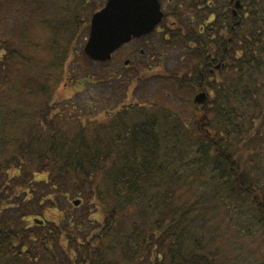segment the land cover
Instances as JSON below:
<instances>
[{
    "label": "trees",
    "instance_id": "obj_1",
    "mask_svg": "<svg viewBox=\"0 0 264 264\" xmlns=\"http://www.w3.org/2000/svg\"><path fill=\"white\" fill-rule=\"evenodd\" d=\"M29 1L0 3V78L5 81L0 80V89L7 87L10 100L17 97L14 110L0 103V152L7 158L0 162V264H117L111 256L122 264H228L225 249L217 247L222 225L229 231L244 218L247 242L264 233V0H242L247 15L229 30L226 54L222 46L208 45V32L198 31L201 63L194 68L195 85L210 95L202 106L194 104L205 115L204 120L195 115L194 134L187 138L177 124L164 126L175 115L122 127L112 111L94 145L84 135L61 136L53 125L52 81L24 75L22 82L9 83L8 57L25 55L24 48L15 53L5 41L18 32L20 38L25 24L20 19L18 29L9 27L8 18L17 8L31 10ZM193 38L176 34L163 41L193 51ZM236 44L241 58L234 54ZM216 52L224 56L222 67L211 73L219 63L211 62ZM207 74L214 81L205 85ZM88 80L77 84L83 87ZM29 118L21 132L12 129L11 123ZM76 184L81 188L73 195L69 188ZM195 184L198 193L187 199L186 190ZM72 198L82 204L76 207ZM83 205L88 209L81 216ZM70 209L75 212L69 216ZM45 212L55 216L27 226L29 217L37 220Z\"/></svg>",
    "mask_w": 264,
    "mask_h": 264
},
{
    "label": "rangeland",
    "instance_id": "obj_2",
    "mask_svg": "<svg viewBox=\"0 0 264 264\" xmlns=\"http://www.w3.org/2000/svg\"><path fill=\"white\" fill-rule=\"evenodd\" d=\"M25 1L23 0V4ZM30 1L31 10L26 11L23 7L22 9L17 8L10 12L8 18L9 27L14 24L15 28L18 29L20 19L25 24L23 29L22 27L19 28V31L21 30L20 38L17 37L19 32L13 37L8 35L7 39L4 38L6 39L5 42H9V45H14L11 51L19 53L24 48L25 58L20 55L14 61H9L11 59L8 57V63L4 70L9 73L8 79L12 81L9 83L13 85L18 80L22 82L24 75L29 76L33 81L37 77L44 82L52 81L48 100L52 111H54L53 125L61 129V136H68L70 140H73L72 138L75 136L84 135L87 144L94 145L96 139L99 142L100 135L105 134L103 125L109 118L107 113L112 114V111H116L119 123L123 122L122 127L134 126V123L136 125L147 121L151 116L160 117L161 114H164V118L171 115L176 116V119L172 118L174 121H168L164 126L171 127L177 124V127L181 128V132L187 138L195 133L197 128L195 115L199 116L200 114V119L203 120L205 115L201 108L197 110L193 100L200 93H205L207 97L208 94L210 95L209 91L204 89L199 91L195 85V81L199 79V74L195 75L194 72H197L198 68L196 70L194 68L201 63L200 60L196 59L198 56L196 40L201 38L197 33L199 26L205 24V21L202 23L203 15L197 13L193 18V24L190 22V18H186L188 22L181 25L179 23L181 19L168 20V23H178L176 28L180 26L183 28L182 31H177L175 35L181 34L183 39L189 40L190 34H194L193 51L187 50L185 45L177 42L164 46L163 39L166 38L169 41L173 35L167 38L166 33H154L123 47L105 66L96 67L93 61L84 54V48L89 40L92 16L105 8L108 0ZM1 2L2 5L8 3L7 0H0ZM244 14L247 15V9L243 12ZM24 26L28 27L25 28ZM3 27L4 25H0V28ZM170 31L173 32L175 29H170ZM242 34L246 36V28L242 29ZM227 35L228 33L212 32L209 41L213 38V44L217 47L228 48V45L224 47V40L227 39ZM219 37L222 42H220ZM240 42L245 45L242 39ZM233 48H235L234 54L237 58H241L238 44L233 45ZM241 48H243L242 45ZM211 53L212 50L210 49ZM62 56L65 57L64 60H62ZM127 61H129L128 65H126ZM19 63L22 64L18 65ZM69 74L72 79L69 78ZM85 78L89 79V83L79 87L77 82ZM216 78L218 77L216 76ZM68 79L69 81H67ZM0 80L2 83L5 82L4 77H1ZM204 80L207 82L205 85H207L212 83L214 78L207 74ZM6 89V86L0 89V103L6 101L5 105L14 110L17 108L15 104L17 97L10 100V97H7ZM91 102L94 106L92 108L87 107L86 105ZM123 109H129V111H122ZM122 113L126 115L121 117L120 114ZM177 115L181 118L178 119ZM84 119L87 126L84 125V129H82L80 122ZM116 119L113 122H116ZM181 119L182 121H180ZM28 122L31 123V118L29 121L26 120L24 124L20 120L13 122L11 127L13 130L21 132ZM48 136L45 137L48 138ZM199 143L202 144L201 141ZM78 146L85 147L84 144H78ZM3 153L0 152L1 163L7 159H3ZM43 178L45 176L37 175V179ZM197 186L195 184L194 187L186 190L187 199L192 200L195 197L199 191ZM79 188L81 187L76 184L69 189L74 195ZM73 198L72 202L82 200ZM81 204L82 202H80ZM66 206L65 203L64 207ZM74 209H70L69 216L74 214ZM87 209L88 205H83L78 215L83 216ZM54 216L50 212H45V216L39 217L37 220L49 221ZM35 218L34 216L29 217L27 226H32L36 222ZM246 226L247 223L244 222V218L240 224L235 228L232 227L229 231L225 225H222V232L220 231L222 235L217 241V247L221 246L225 249L223 253L228 264H264V233L259 231L251 242L244 241L243 234L250 229L245 228ZM234 243L236 245L232 246ZM63 244L65 245V241ZM229 244L231 245L230 249ZM110 258L117 264H122L120 257L111 256ZM221 264H225V262L223 261Z\"/></svg>",
    "mask_w": 264,
    "mask_h": 264
},
{
    "label": "water",
    "instance_id": "obj_3",
    "mask_svg": "<svg viewBox=\"0 0 264 264\" xmlns=\"http://www.w3.org/2000/svg\"><path fill=\"white\" fill-rule=\"evenodd\" d=\"M242 9L237 2L235 10ZM163 14L158 0H108L104 9L93 15L90 36L84 54L96 63H106L113 55L133 39H139L154 32L161 23ZM129 61L126 62V65ZM216 70L221 69L218 65ZM207 95L198 94L194 102L202 105ZM76 207L80 201L75 202ZM36 223L43 224V222Z\"/></svg>",
    "mask_w": 264,
    "mask_h": 264
},
{
    "label": "flooded vegetation",
    "instance_id": "obj_4",
    "mask_svg": "<svg viewBox=\"0 0 264 264\" xmlns=\"http://www.w3.org/2000/svg\"><path fill=\"white\" fill-rule=\"evenodd\" d=\"M158 1L160 3L163 19L161 23L156 27L155 33L157 34L166 33L167 37H170L171 35H175L177 31L183 30L181 26L179 28L175 27L178 26V23H173V22L168 23L169 19H177V20L181 19L179 21L181 25L184 24L185 22H188V19L190 18V22L193 24V18H195V15H197V13L198 14L200 13L201 15L204 16L202 18L203 19L202 23H204L203 21H205V24L199 26L198 31H200L201 35L204 34V32H206L207 30L209 34H212V32H220L224 34V33H228L229 30L233 31L236 26H239L238 23L239 21L237 20L245 10L244 7L240 10H235V6L237 2H242V0H158ZM186 14L187 16H185ZM170 29H175V31L172 32L170 31ZM191 30L193 31V29ZM212 40L210 39V43L212 42L210 45H214ZM134 41L136 40H133V42L131 43H134ZM226 41H228L227 45H229L231 42V40L229 39H226ZM228 50L229 48L225 47L224 49L225 54L228 52ZM141 54L143 55L144 53L142 52ZM214 56L216 57L214 58ZM223 57L218 58L216 52V55L215 53L213 54L211 58V62L215 63V61H218L219 62L218 64H220L221 61L223 60Z\"/></svg>",
    "mask_w": 264,
    "mask_h": 264
}]
</instances>
